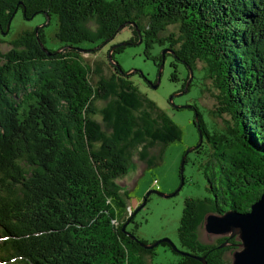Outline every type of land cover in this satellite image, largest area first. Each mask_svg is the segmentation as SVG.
<instances>
[{
  "label": "trees",
  "instance_id": "trees-1",
  "mask_svg": "<svg viewBox=\"0 0 264 264\" xmlns=\"http://www.w3.org/2000/svg\"><path fill=\"white\" fill-rule=\"evenodd\" d=\"M38 15L55 21L59 50L46 46L48 24L37 35ZM16 19L27 26L8 41ZM127 29L124 41L141 39L158 68L163 56L152 55L154 46L174 51L166 58L179 91L191 68L189 88L217 102L212 112L223 125L201 113L197 99L180 108L194 112L204 136L197 149L209 147L219 185L207 176L213 194L185 199L177 246L207 264H230L225 254L238 237L207 244L200 229L208 214L249 211L264 191V0H0V42H8L0 50V264H153L159 245L178 255L168 264H204L166 243L140 245L148 242L136 236L133 214L153 193L133 209L118 184L133 158L145 162L143 171L157 166L183 137L133 74L112 63L106 74L104 61L92 63L75 47L109 40L102 45H110L109 60Z\"/></svg>",
  "mask_w": 264,
  "mask_h": 264
},
{
  "label": "rangeland",
  "instance_id": "rangeland-1",
  "mask_svg": "<svg viewBox=\"0 0 264 264\" xmlns=\"http://www.w3.org/2000/svg\"><path fill=\"white\" fill-rule=\"evenodd\" d=\"M44 17L38 15L31 23L33 27H41L44 24ZM53 20L51 24L45 27L46 33V46L59 50L62 45L61 42L54 38L56 32V25ZM25 26L27 23L16 19L13 23L11 33L7 37V40L12 38ZM173 28H170L172 30ZM168 32H163V35H167ZM131 36L130 29L118 33L111 45L118 44ZM7 41L0 42V50H4L8 46ZM104 43L94 44L84 42L75 46L76 48L85 51H81L84 58L92 63H95L100 58L104 61V65L100 68L107 74L110 72V61L107 58V50L109 46H102ZM168 47L163 49L167 50ZM86 50H90L89 55ZM96 50V54L92 52ZM162 47L155 45L151 50L152 55H158L163 52ZM169 53V52H167ZM96 57V58H95ZM99 57V58H97ZM114 60L118 61L125 72H134L132 79L139 86L140 90L146 93L151 99L155 100L158 105L166 110L171 118L177 123L183 131V137L181 141L171 143L165 151L163 163L144 169L145 162L140 161L137 158H133L132 166L128 174L118 180V184L123 190H128L130 195V206L135 209L140 202L144 199L146 194L152 190H159L164 193L174 192L181 184L180 168L182 165L185 152L198 144L200 141L199 132L194 126L193 115L194 112L190 109H174L169 99L172 95L179 92L182 80L175 81L171 79L174 68L171 66V57L165 58L164 67L161 71V79L159 86L154 89L151 82H157L159 68L155 65L152 58H148L144 54V44L136 43L134 45L127 46L125 50L116 54ZM201 65V64H199ZM113 68V67H112ZM184 70H182L183 72ZM143 73V75H142ZM184 74L180 73V78ZM148 78V82L146 81ZM197 99L199 109L206 117L210 118V121H216L223 125L221 117L216 116L213 111V104L216 101L210 92H206L202 98L200 97L199 88H189L188 92L177 96L174 101L177 105L192 104ZM192 102V103H191ZM217 103V102H216ZM215 111V110H214ZM225 118H227L225 116ZM209 147L203 145L201 149H193L188 155V161L184 164L183 176L185 177V183L181 190L172 197H162L156 193L151 194L150 200L147 204L138 212L136 221L141 225L135 230V234L140 239L145 240L148 243H152L163 237L172 239L176 245L180 244L178 228L181 220V216L184 209V201L187 197L204 198L211 196L213 193L208 190L209 180L212 181L214 187L219 185V181L216 179L214 168L209 157ZM187 159V158H186ZM220 236L209 233L205 227L200 229V239L207 244H213L217 242ZM237 249H231L226 251L225 257L229 260L230 264L233 262V254ZM157 255L153 258V264H168L175 261L178 255L174 254L169 248L159 245L156 249Z\"/></svg>",
  "mask_w": 264,
  "mask_h": 264
},
{
  "label": "water",
  "instance_id": "water-1",
  "mask_svg": "<svg viewBox=\"0 0 264 264\" xmlns=\"http://www.w3.org/2000/svg\"><path fill=\"white\" fill-rule=\"evenodd\" d=\"M49 22H50V19L48 16V21L44 23L43 26H46L47 24H49ZM122 27L123 25L120 26L119 30ZM39 28L40 27H36L37 35H38ZM107 42H109V40L105 41V43ZM137 43H141V39ZM130 44L131 43L129 41H122L118 44L113 45L109 51L110 63L118 67V69L122 73H123V69L121 68V65L119 64V62L114 60L113 53L117 48L122 47V46H128ZM41 46L48 53V55L54 54L48 51V49L44 46L43 43H41ZM81 51L83 52L85 50H81ZM167 52H170L173 54L174 51L172 49L163 50L162 52L163 59L159 67L157 82L155 83L151 82V85L154 89H156L159 86L160 79H161V71L164 67V62H165ZM189 69H190V78L188 79L186 86L184 87L182 91H179L178 93L172 95L169 99L171 104L177 109L184 108V107H190L189 105H177L174 101L175 97L183 95L187 93L189 90V85L193 79V70L191 68ZM134 72H126V75L130 76ZM195 117L196 119H198L197 114ZM203 137L204 136L202 134V131H200L199 143L189 148L185 152L182 165H181L182 174H183L184 164L186 163L187 154L193 149L198 148L202 144ZM184 183H185V177L183 176L181 179L180 186L174 192L166 194L159 190L152 189L147 193V196H149L151 193H156L166 198L175 196L181 190ZM146 203L147 202L145 200V202L135 210L133 216L136 215L146 205ZM127 225H128V222L124 224L123 230H125ZM204 227L211 234H215L218 236H230V237L237 236L238 237V244L236 247H238L239 249L236 250L233 254L232 264H264V191L261 197L252 204L251 209L249 211L239 213L233 210H229L221 214H217V213L208 214L206 215ZM129 235L133 239H137L135 235H132L131 233H129ZM137 241L140 243V245H142L143 247L147 249H151V248L158 246L159 244L166 243L170 245L174 251L184 254V255L193 256L199 261H201L202 263L207 264V261L205 260L204 256L191 255L188 252L182 251L181 249L178 248L176 243L168 237H163L159 240H156L155 242L151 244L142 242L139 239H137ZM228 245H230V243L226 241L220 247H226Z\"/></svg>",
  "mask_w": 264,
  "mask_h": 264
}]
</instances>
